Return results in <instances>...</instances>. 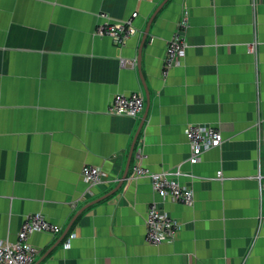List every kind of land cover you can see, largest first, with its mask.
I'll use <instances>...</instances> for the list:
<instances>
[{"label": "crops", "instance_id": "obj_1", "mask_svg": "<svg viewBox=\"0 0 264 264\" xmlns=\"http://www.w3.org/2000/svg\"><path fill=\"white\" fill-rule=\"evenodd\" d=\"M165 1L140 66H122L138 59ZM101 13L134 17L126 47L94 36ZM186 14L187 56L165 78L166 49ZM142 78L150 103L127 179L85 208L125 174L146 99L137 120L108 109L119 94L146 98ZM0 93L1 240L15 242L38 213L62 227L30 237L40 264H264V0H0ZM195 124L220 128L224 141L191 165L185 129ZM138 149L153 172L180 167L192 206L132 179ZM86 165L107 180L91 188ZM151 204L180 224L174 242H146Z\"/></svg>", "mask_w": 264, "mask_h": 264}, {"label": "built area", "instance_id": "obj_2", "mask_svg": "<svg viewBox=\"0 0 264 264\" xmlns=\"http://www.w3.org/2000/svg\"><path fill=\"white\" fill-rule=\"evenodd\" d=\"M102 20L95 28L94 36L109 38L116 47L124 48L129 41L136 36L137 29L133 25L131 17L125 21L111 22L104 13L99 14ZM188 29V15L179 24L178 29L168 43L164 63L163 76L168 77L171 70L182 67L187 56L189 44L186 31ZM256 53V44L251 48ZM137 60H121L122 66H134ZM1 99V93H0ZM145 108V98L138 93L119 94L114 96L108 109V113L114 116H126L133 119H140ZM185 136L190 146V157L187 160L191 165H196L201 161L202 156L213 149L220 147L224 141L220 128L212 125H189L185 129ZM145 156L141 149L136 151L135 163L133 165L132 179L147 177L151 181L153 192L162 200H171L187 206L194 204L193 190L180 182L183 173L178 167L173 171L153 172L143 165ZM83 181L91 188L103 184L106 174L98 167L86 165L81 170ZM218 180H223L222 172L217 174ZM262 177L258 175L260 190L263 189ZM180 224L167 211L157 204H151L146 218V242L150 245H162L175 241ZM62 232V227L50 222L41 214H29L24 219L17 234L15 242L0 239V264H36L38 249L30 242V237L35 233H47L58 235ZM76 238L71 234L64 243V248L71 246V241Z\"/></svg>", "mask_w": 264, "mask_h": 264}, {"label": "water", "instance_id": "obj_3", "mask_svg": "<svg viewBox=\"0 0 264 264\" xmlns=\"http://www.w3.org/2000/svg\"><path fill=\"white\" fill-rule=\"evenodd\" d=\"M165 3H166V1L163 2V3L159 6V8L156 10V12L154 13L153 17H152L151 20H150L149 26H148V28H147V30H146V33H145L144 39H143L142 44H141V46H140L139 56H138V59H137L138 66H140V64H141V60H142V49H143V45H144V43H145V40H146V38H147V35H148V33H149L150 25H151L153 19L155 18V16L158 14V12L161 10V8L163 7V5H164ZM142 81H143V78H142ZM143 84H144V88H145V91H146V98H145V99H146L147 106H146V109H145L144 116H143V118H142V122H141V124H140V126H139V128H138V131H137V133H136V135H135V137H134L133 143H132V145H131V149H130V153H129V159H128V162H127V167H126L125 174H124L122 180L120 181L119 185H118L114 190H112L110 193H108L107 195L103 196L102 198H100V199H98V200L92 202L91 204H89V205L86 206L85 208H88V207H90V206H92V205H94V204H96V203H98V202H100V201H102V200H104V199H106V198L112 196L114 193H116V192L120 189V187L122 186L123 181H125V180L127 179L128 169H129V166H130V163H131V159H132V156H133V153H134V149H135V146H136V143H137V140H138L139 134H140V132H141V129H142V127H143V124H144V121H145V119H146L147 112H148V109H149V103H150V102H149V94H148V91H147V86L145 85L144 81H143ZM70 227H71V225L66 229V231L64 232V234H63V236L61 237V239L59 240V242H57V243L53 246V249L56 248V247L58 246V244L60 243V241L63 239V237H64L66 234H68V231H69ZM40 262H41V261H38V262H36V264H40Z\"/></svg>", "mask_w": 264, "mask_h": 264}]
</instances>
